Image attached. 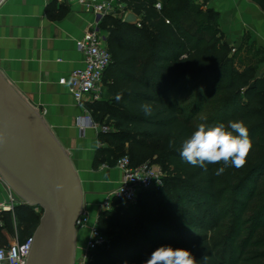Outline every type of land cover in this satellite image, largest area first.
<instances>
[{
  "label": "trees",
  "instance_id": "1",
  "mask_svg": "<svg viewBox=\"0 0 264 264\" xmlns=\"http://www.w3.org/2000/svg\"><path fill=\"white\" fill-rule=\"evenodd\" d=\"M121 1L140 21L107 15L101 22L111 62L105 97L88 109L112 129L100 132L106 146L96 159L107 166L124 155L132 166L156 161L167 175L161 188L138 193L134 209L113 197L99 212L107 242L88 252L86 264H143L160 246L198 244L214 253L216 264H264V77L256 65L235 66L213 9L196 0ZM253 1L264 9V0ZM145 101L153 105L151 116L140 109ZM230 120L249 129L253 147L244 167L215 175L221 165L204 171L180 158L182 142L199 124ZM1 215L6 243L32 235L40 216L24 203Z\"/></svg>",
  "mask_w": 264,
  "mask_h": 264
},
{
  "label": "crops",
  "instance_id": "2",
  "mask_svg": "<svg viewBox=\"0 0 264 264\" xmlns=\"http://www.w3.org/2000/svg\"><path fill=\"white\" fill-rule=\"evenodd\" d=\"M87 0H3L0 4V71L43 116L54 136L68 151L82 190L83 212L97 222L103 205L113 198L121 171L96 159L101 123L89 102L73 99L61 79L83 65L76 42L93 19ZM218 15L223 39L233 46L234 62H257L264 77V9L253 0H201ZM104 88L102 87V94ZM89 117L91 122L86 121ZM0 178V203H9ZM110 207V206H109ZM1 224V223H0ZM88 229H77L76 250Z\"/></svg>",
  "mask_w": 264,
  "mask_h": 264
},
{
  "label": "water",
  "instance_id": "3",
  "mask_svg": "<svg viewBox=\"0 0 264 264\" xmlns=\"http://www.w3.org/2000/svg\"><path fill=\"white\" fill-rule=\"evenodd\" d=\"M122 20L137 24L140 17L127 10ZM68 154L38 108L0 71V178L17 201L41 209L26 264L74 262L83 200Z\"/></svg>",
  "mask_w": 264,
  "mask_h": 264
},
{
  "label": "built area",
  "instance_id": "4",
  "mask_svg": "<svg viewBox=\"0 0 264 264\" xmlns=\"http://www.w3.org/2000/svg\"><path fill=\"white\" fill-rule=\"evenodd\" d=\"M113 1L87 0L85 2L93 13V19L86 32L76 42L78 50L83 55V65L72 70L67 80L61 79L70 95L77 102L90 103L102 98L103 74L111 62V55L106 46V37L101 29V22L105 16L112 14ZM155 7L160 9L161 2L157 1ZM126 11H121L119 8L117 12L115 10V14L123 18ZM86 121L91 122L89 117L86 118ZM101 131H108V127L101 125ZM115 167L121 171V177L112 196L119 197L128 204L135 203L140 191L153 189L154 183L159 181L157 171L149 163L132 166L126 155L117 160ZM8 196L10 202L0 203V213L7 210L12 211L15 205L21 203L16 200L15 195L9 189ZM109 206L110 200H107L103 208L107 209ZM37 208L34 207L35 210ZM83 228L88 229V236L82 246L77 248L79 252L76 253L73 264H86L88 252L107 242V238L98 228L97 222L89 224L88 216L82 211L76 221V229ZM32 240L33 235L27 236L22 241L14 237L7 245L0 246V264H26Z\"/></svg>",
  "mask_w": 264,
  "mask_h": 264
},
{
  "label": "clouds",
  "instance_id": "5",
  "mask_svg": "<svg viewBox=\"0 0 264 264\" xmlns=\"http://www.w3.org/2000/svg\"><path fill=\"white\" fill-rule=\"evenodd\" d=\"M122 98V93L115 94L117 102ZM140 109L145 116L153 115L151 102H142ZM252 147L249 129L242 120H230L227 124L219 122L212 126L201 123L182 142L179 155L187 164L204 171L208 170L209 164H219L221 166L214 174L222 175L229 167H244ZM60 187L57 185V188ZM143 264H197V261L187 249L164 245L155 249Z\"/></svg>",
  "mask_w": 264,
  "mask_h": 264
},
{
  "label": "rangeland",
  "instance_id": "6",
  "mask_svg": "<svg viewBox=\"0 0 264 264\" xmlns=\"http://www.w3.org/2000/svg\"><path fill=\"white\" fill-rule=\"evenodd\" d=\"M196 2L201 6V8L203 9V10H205L206 8H204V7H202L203 6V1H201V0H196ZM121 9V11L123 10H125V4L121 1V0H114L113 2H112V14H111V16H117V14H115V10H116V12H117V10L118 9ZM118 17V16H117ZM139 26V25H138ZM218 28H219V25H218ZM105 35H106V33H105ZM222 40H224L223 39V36H222V33L220 32V28H219V32H218V34H217ZM233 48V46L231 45L230 46V54H232L233 52H232V49ZM234 64H235V66L239 69V70H241L242 68H244V67H246V66H249V65H256V67H257V62L256 63H252V64H248V65H240V64H238V62H234ZM255 74L257 75V76H260V74L258 75V73H257V68H256V71H255ZM104 81H103V79H102V87L103 88H105V86H104ZM103 97H105V93L103 92V94H102V98ZM107 127H108V130H111L112 129V126L111 125H106ZM149 162V161H148ZM156 171H157V175H158V180L160 181H158V182H155L154 183V185H153V189L155 188V189H158V188H161L162 186H163V177L165 176V175H167V173H166V171L165 170H163V168H162V166H161V164H159L158 162H156V161H153V162H150L149 163ZM157 187V188H156ZM152 188L150 189V190H153ZM129 205V207L130 208H132V209H134L135 208V206H136V202L135 203H131V204H128ZM34 212H36V213H38L39 215L41 214V209L40 208H37L36 210L34 209ZM2 213V212H1ZM1 213H0V221H1ZM208 234V236H211L212 235V232H208L207 233ZM12 239H14V236H11V238H10V240L6 243V242H4V241H1L0 242V246H4V245H7ZM206 247L207 246H204L203 244H198V245H192V246H190V247H188L187 248V250H189L192 254H193V256L195 257V259H196V261H197V264H216L215 263V260L216 259H214V257H215V255H213L214 253H212L211 254V252L208 250V249H206ZM79 251H77V253H78ZM206 257V259L204 260V258Z\"/></svg>",
  "mask_w": 264,
  "mask_h": 264
}]
</instances>
